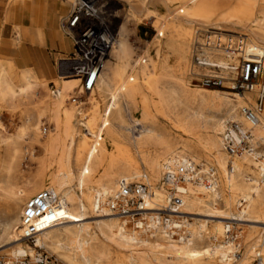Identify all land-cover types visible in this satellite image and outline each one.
I'll return each instance as SVG.
<instances>
[{
  "label": "bare ground",
  "instance_id": "1",
  "mask_svg": "<svg viewBox=\"0 0 264 264\" xmlns=\"http://www.w3.org/2000/svg\"><path fill=\"white\" fill-rule=\"evenodd\" d=\"M66 1L71 4V0ZM127 1L133 21L138 22L139 19L134 12L137 8L145 7L148 0H136L132 4L133 0ZM152 1L158 2L156 10L147 9V11L160 12L155 24L157 37L170 43L181 41L176 49L159 45V49L156 50L155 55L159 56L161 49L168 50L166 57L164 56V60L161 61L159 74L166 79L162 83H156L153 80L157 75L154 72V66L153 70L148 72L149 66L154 64L150 55L147 58L148 64L139 63L124 37L127 31L126 22L121 23L119 28L117 27L115 41L97 81L92 90L87 93L93 104L99 103L100 96L109 94L110 98L102 114L98 118L92 117L87 120L79 110L75 111L68 105L72 97L67 101V95L71 92L74 95L76 92L79 94L81 92L78 78L53 81L58 82L60 88L53 95L54 99H47L41 104L46 112L52 113L54 122L53 133L48 135L43 146L46 155L52 157L51 163H42L41 171L32 182H15L9 174L4 180L3 191L9 201L22 203L41 190H48L59 199L61 216L59 222L51 228L60 225L64 227L61 231H58L59 229L43 231L36 237L34 246L38 249L41 246L48 247L67 264H213L205 260V257L210 258L211 254L208 247L204 246V239L200 234L201 227L200 232H195L196 234L190 237L189 224L184 218L185 215L201 216L200 212L203 209L213 208L219 199L228 210L237 195L245 200L238 201V209H243V204L246 202L249 204L237 216L227 213L224 214L225 217H221L222 220L246 223L250 222L254 216L260 219L264 215L263 151H258L255 157L239 156L241 158L238 157L236 166H234L235 158L231 163L230 171L227 155L222 151L221 138L218 139L217 136L222 132L223 123L227 120H238L244 126H249L241 113L237 112V107L240 108L239 112L243 107H255L260 97V85L253 84L251 88L244 91L245 95L216 90L206 92L192 89L188 86L189 84H186L184 78L188 68L186 42L192 37L193 23L212 25L218 30L221 29L219 25L228 24L233 31L241 32L242 35L233 39L222 37L218 32H206L203 39L199 36L195 38L191 51L192 57L194 47L199 43L198 45L203 46L204 57L210 64L218 67H224L229 59L236 63L238 56L243 58L261 56L263 59L264 0ZM166 9L170 12L164 15ZM103 23L105 24L106 21L103 20ZM183 24L189 27L184 28ZM245 38L248 40L246 47ZM228 46L231 50L229 52L226 50ZM215 57H218L217 60ZM175 58L178 59L176 63ZM221 58L223 59L220 62ZM140 76L142 82L138 80ZM262 77H264L263 66ZM160 84L162 86H159ZM227 84L229 85L225 88H235L233 83ZM39 86L40 81L30 72L22 71L20 75H16L14 66L0 59L1 106L11 110L16 109L20 99ZM156 98H159L158 105L164 107L163 111H159L164 117L162 124H158L147 109L149 103L153 107L156 106L154 103ZM205 108H208L210 112L207 116L202 112ZM125 112L131 116V123H129L131 127H128ZM136 114L138 117H135ZM216 115H220L223 119H217ZM76 116L79 117L77 120ZM29 121L26 119L17 133L3 135L0 139L7 147L13 146L15 141L29 129ZM39 124L40 121L36 120L32 126L36 141H40L37 133ZM251 129L259 142L263 140L264 113L260 114L259 123ZM112 139L124 142L127 148L115 147L112 152H109L108 144ZM201 157L213 162L219 173L223 171L221 193L215 191L216 182L214 188L210 190L187 184L179 213L168 216L169 221L164 222L156 213L162 210L166 199V190L161 184L163 164L169 161L195 162ZM247 159L254 162V168L259 171L260 178L259 182L254 181L250 185L242 184L234 179L235 173L239 178L243 175V170L249 167L250 162ZM200 165L207 167V165ZM141 168L147 171L154 185L160 181L164 191L161 186H158L156 191L152 188V197L147 201L142 213L137 214L141 218L134 221L132 228V225L129 227L130 222L127 218L133 216L116 217L105 209L104 204L116 191L119 180L135 181ZM143 176L146 180L144 174L137 179ZM95 187L97 190H94ZM89 213L91 217L88 216ZM89 218L94 221L69 225ZM162 225L165 227H160ZM230 226L227 225L226 228ZM182 227L185 228V234L173 239L171 235H175ZM156 234L161 235L160 238H153ZM143 235L149 238L144 239ZM17 236L22 242L8 249V259L33 258V249L19 237L18 231ZM226 242L231 248L220 244L212 246V256H219L220 261L225 264H247L248 257L256 248H260L261 252L258 253L264 255L263 235L259 241L257 238L259 244L246 247L240 259H237L233 253L235 249L232 243ZM228 254H232L231 258ZM263 255L262 264H264Z\"/></svg>",
  "mask_w": 264,
  "mask_h": 264
},
{
  "label": "rangeland",
  "instance_id": "2",
  "mask_svg": "<svg viewBox=\"0 0 264 264\" xmlns=\"http://www.w3.org/2000/svg\"><path fill=\"white\" fill-rule=\"evenodd\" d=\"M2 1L4 0H0V45H1L0 58L10 59V60L25 59L27 66L34 68L38 72V74L41 75L39 71L40 56L35 50V45L30 42L29 38H27L26 41L24 42L23 51L21 53H17L16 55L15 53H12L11 50L9 49V47L15 42L16 30L13 26L19 25L18 24L19 19L16 18L14 22H10V23L5 21L4 12L1 6V3L3 4ZM105 2L107 3V7L105 11L106 17H104L103 20H105L107 24L105 23L104 25H106L109 28V30L113 31V34L116 37L119 25H121V23L123 22H126L127 31L125 32L124 37L126 41L128 42L129 46L134 51L135 58H137L139 63H142V62L147 63L148 55H150L151 58L154 60V64L153 65L151 64L149 66L148 72L153 70V66H154L155 68L154 72L156 73L157 76L154 77L153 80L156 83H162L166 78L159 75L160 74V64H161V61H163L164 58L166 57L168 50L161 49L160 56L155 55L156 50L159 49V45L163 47H170V48L173 47V49H176L180 45L181 41L178 40V41H174L170 43L169 41L165 39L160 40L159 37H157L155 24L157 22V15L160 12L156 11L155 13H151V12H148L147 9H151L155 11L156 4L158 2L148 0L145 7L137 8L134 13L136 17H138L139 19L138 22L133 21L132 16L130 15V12H129V3L127 0H123L122 2H119L117 0H105ZM135 2L136 0H133L131 4ZM69 10H70V5L67 4L65 13L62 17V23H61L62 27L63 26L65 27V19L63 21V18L67 16V14L69 13ZM169 12L170 10L166 9L164 11V15L168 14ZM183 27L188 28L189 26L183 24ZM219 27L221 28L220 30H218L215 26H212V25L204 26L200 23L192 24V32H193L192 37L190 40L186 42V46L188 47V53H187L188 68L184 76L185 82L187 85L189 84L188 85L189 87H191L192 89H196V90H202L206 92L216 90V91H221V92H227V93L232 92V93H238V94L245 95L244 90L225 88L226 86L229 85L227 83H231V81H227V83H224L223 87L204 89L205 87L202 88V86L198 85V82L193 81L191 78V74H192L191 51H192V45L195 41V38H198L199 36L200 39H203V36L206 34V32H218L220 33V36L222 37H228V38L230 37L233 39H237V37L239 36L241 37L242 35L241 32L233 31L228 24H221L219 25ZM62 35L66 38L64 39L65 41L71 42L72 51L68 52L60 48L43 47L42 54L47 58L49 66L52 69L51 74L42 76V79L45 80L46 83L40 82V86L38 88L34 89L30 93H28L25 97L20 99L16 109L11 110V109H7L0 105V123H1L0 138L3 135L6 136L12 133H17L20 127L23 126V124H25V120L26 119L30 120L28 123L29 129L26 130V132L22 136L20 135L21 137L15 141V144L13 146L7 147L5 143H3V141L0 139V259H4L6 261L9 260L7 257L8 249L13 247L16 243L22 242L17 236V227L19 224V216L22 211L23 205L28 199L22 203L19 201L15 202L14 200H11L12 202L9 201L6 193L3 191L4 182H5L4 180H6L7 174H9L11 179L15 182H18V183H24L27 181L32 182L34 177H36L37 174L41 171L42 163L44 164L51 163L50 160L52 157L46 155V153L43 151V146L46 143L45 139L48 137V135L53 133L54 122L52 121V113L50 111L46 112V110L42 107L41 104L47 99H50V100L54 99L53 95L55 93L52 94V92L56 88V93H57V90L60 88V84L58 82H53V79H52L53 77H56L55 68L56 66L59 65V62H60L58 58H65L68 60L71 57V53L73 52V38H72L71 33L65 30L62 33ZM246 43H248V40L245 38L244 39L245 47H246ZM217 58L218 57H215V60H217ZM65 59H62V60H65ZM222 59L223 58H221L219 61L221 62ZM177 61L178 59L175 58L174 62L176 63ZM17 67L20 68V66L18 65ZM17 67L14 66V71L16 75H20L21 71ZM263 68H264V64H263ZM150 74H153V73H150ZM67 79L73 80L75 78H67ZM138 80L139 82H142V77L140 76ZM159 86H162V84H160ZM193 86H196V87L193 88ZM148 92L151 93V91H148ZM96 93L97 92H95V94ZM70 97L75 98V102H72L71 100L70 102H68V105L75 111L79 110L82 116H84L87 120L91 119L92 117L98 118V116L102 114L103 109L110 98L108 93L100 97L98 96L99 103L93 104L90 102V99L88 98L87 93L85 95L80 96L79 92H76V95H74L71 92L67 95V99H68L67 101H69ZM254 101H255V97H254ZM154 103H156L155 107H153L149 103L147 107L148 113L154 116L158 124H162V120H164V117L162 116V114L159 113V111H163L164 107L158 105L159 98H156L154 100ZM242 106H245V104H242ZM239 109L240 108L237 107V112L240 114ZM202 112L205 116L210 114L208 108L203 109ZM262 113H264V106H263ZM124 115L126 116L128 127H131V124H129L131 123L130 114L128 112H125ZM135 117H138V114H136ZM78 118L79 117L76 116V120ZM216 118L223 119V117H220V115H216ZM36 120L40 121L38 131H37L40 141H36V139L33 136L35 131L33 130L32 126L35 124ZM220 133L217 135L218 139L220 138ZM259 144H260L259 151L260 150L263 151V154H264V138L263 140H260ZM115 147L127 148V145L124 142H120L115 139H112L108 144V151L112 152ZM11 152L13 153V155ZM185 158H188V157H185ZM239 158L235 159L234 166L238 164ZM247 160L250 162L249 167L245 166L247 168L243 170V175L239 178L238 176L236 177L237 174L235 173L234 179L241 182L242 184L250 185L254 181L259 182L260 178L258 175L259 171H257L254 168L255 166L254 162L250 159H247ZM225 162H226V157L224 154V159H223L224 167H225ZM195 163L211 166L215 169L214 163L211 161L205 160L203 157L195 161ZM143 174L146 175V180H147V183L151 187V191H152V188H154L156 191L158 186H161L160 181L157 185H154V183L150 181L149 175L144 168L140 169L135 179L138 180L137 178ZM216 176H217V179H216L215 191L220 194L221 185H222L221 183L223 181L222 179L223 171L220 173L216 171ZM220 178L222 179L221 181H220ZM260 186H262V184H260ZM94 190H97V188L95 187ZM162 190L164 191L163 188ZM207 194L210 195L211 193H207ZM59 195L62 196V194H59ZM240 200L245 201L244 199H242L241 196H238V195L235 196L231 203L230 208L226 210L223 206V202L221 201V199H219L216 201V205L213 208H209V210L203 209L200 212L201 216H196V217L188 216V215L184 216L185 220L189 224L188 228L190 230V237L194 236L195 232L196 233L200 232L199 229L201 227L200 234L203 236L204 246L208 247L209 252L211 254L210 258L205 257L206 261H210L213 264H225L224 262L220 261L219 256H212V248H213L212 246L213 245L220 244L221 246L223 245V246L230 247L229 244L226 242V241H230L235 249L233 253H235V256L237 259H240L246 247H248L251 244H259L257 243V238L259 241V238L261 237V235L264 236V215L260 219H256L255 217L257 216H254L252 219H250V222H246V223H241V222L236 223V222L225 221L221 219V217H225L224 214L230 213V214L237 216L241 211H243L249 203L246 202L245 204H243V209H238L237 203ZM139 213H142V212H139ZM156 213L159 214L160 217L162 218H167L166 216H163V215H169V213L160 212V211H156ZM88 216L91 217L92 215L89 213ZM116 217H120V216H116ZM138 218H141V216L136 215L134 217H128L127 219L130 222L128 224L129 227H131L132 225V228H133V223ZM93 221L94 219L89 218L83 222H76V223H72L69 225H76V224L78 225L79 223H91ZM253 222H256V223H253ZM227 225L233 226L232 231H234V233L237 234L236 241L226 239L224 235V230ZM62 227H64V225H60V226H57V227H54L48 230L54 231L56 229L55 231H57L59 229L58 231H61ZM160 227H165V226L162 225ZM184 230L185 228L182 227L181 230L177 231L175 235H171V237L173 239H176L178 235L183 236L185 234ZM135 231H138V229H135ZM160 236L161 235L156 234L153 238L155 237L160 238ZM147 237L148 236L143 235L144 239H147ZM174 243L177 244V242H174ZM25 244H27L29 247L33 249V255L37 253H44L50 256L51 259L55 260L57 264H67L66 262H64V260L60 256H58L57 253L52 252V250L46 246H41V248L38 249L32 243H25ZM254 250L255 251H253V254L250 255V257H248L247 264H250L252 262L253 256L256 252H261L260 248H256ZM261 254L263 255V253ZM228 255L231 258L232 254H228ZM263 258H264V255H263Z\"/></svg>",
  "mask_w": 264,
  "mask_h": 264
},
{
  "label": "built area",
  "instance_id": "3",
  "mask_svg": "<svg viewBox=\"0 0 264 264\" xmlns=\"http://www.w3.org/2000/svg\"><path fill=\"white\" fill-rule=\"evenodd\" d=\"M107 3L105 0H71L70 10L65 19V30L73 38V52L66 60V75L80 80V96L90 92L98 75L107 60L109 50L115 41L113 31L104 25ZM231 45V44H230ZM226 47L225 45H222ZM208 47V46H207ZM203 46L196 44L192 57L193 81L205 88L223 87L231 81L234 89L248 90L253 84L260 85V97L255 107H243L242 117L249 126L241 121L227 120L223 123L220 134L222 149L228 157L230 171L231 163L241 155L255 157L259 151V141L252 133L251 127L259 123V117L264 106V77H262L263 59L261 56L243 58L238 56L236 63L228 60L224 67L210 64L203 55ZM227 52L231 51L229 46ZM233 59V58H232ZM232 79V80H231ZM56 93V88L52 94ZM75 102V98L71 99ZM216 182V172L211 166H202L191 160L185 162H166L163 164L161 184L166 190V199L160 212L163 221H169L170 215H177L186 194V185L193 184L205 189H213ZM151 187L145 177L135 181L119 180L117 189L104 204L105 209L115 216H136L145 208L151 199ZM60 202L48 190H41L28 199L19 216L17 228L19 237L26 243L34 244L36 237L43 231L53 227L60 219ZM233 226L226 228L227 240L236 241L237 234ZM0 264H57L55 260L44 253L30 257H17L11 260L0 259ZM250 264H262V256L256 252Z\"/></svg>",
  "mask_w": 264,
  "mask_h": 264
},
{
  "label": "crops",
  "instance_id": "4",
  "mask_svg": "<svg viewBox=\"0 0 264 264\" xmlns=\"http://www.w3.org/2000/svg\"><path fill=\"white\" fill-rule=\"evenodd\" d=\"M1 3L4 19L6 22H14L19 19V25H14L15 28V42L9 47L12 53H21L23 51L24 42L27 38L35 45V50L40 56L39 71L38 72L26 64L25 59H2L10 62L13 66L17 67L20 71L30 72L38 81L46 83L42 79L43 75L52 73L47 58L42 54L43 47L60 48L68 52L72 51V44L66 39L62 33L65 27L61 26L62 17L65 13L66 5L69 4L66 0H4ZM70 5V4H69ZM68 15V14H67ZM65 16L64 19H66ZM1 48V45H0ZM1 59V58H0ZM65 58H58L60 61L55 68L56 77L53 81H60L64 78H71L65 76L66 63ZM17 64V65H16ZM66 66V67H65ZM21 71V72H22Z\"/></svg>",
  "mask_w": 264,
  "mask_h": 264
}]
</instances>
